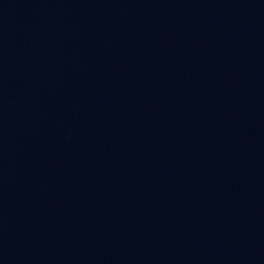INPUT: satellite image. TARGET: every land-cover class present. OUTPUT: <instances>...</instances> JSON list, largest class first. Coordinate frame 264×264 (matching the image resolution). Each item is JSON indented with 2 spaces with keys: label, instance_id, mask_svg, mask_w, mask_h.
Wrapping results in <instances>:
<instances>
[{
  "label": "water",
  "instance_id": "water-1",
  "mask_svg": "<svg viewBox=\"0 0 264 264\" xmlns=\"http://www.w3.org/2000/svg\"><path fill=\"white\" fill-rule=\"evenodd\" d=\"M0 264H264V0H0Z\"/></svg>",
  "mask_w": 264,
  "mask_h": 264
}]
</instances>
